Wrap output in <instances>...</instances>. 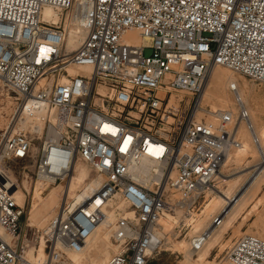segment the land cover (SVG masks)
<instances>
[{
    "label": "built area",
    "instance_id": "obj_1",
    "mask_svg": "<svg viewBox=\"0 0 264 264\" xmlns=\"http://www.w3.org/2000/svg\"><path fill=\"white\" fill-rule=\"evenodd\" d=\"M68 19L82 30L74 50ZM218 66L264 83V0H0V86L17 105L0 129V169L21 189L30 173L68 185L80 160L103 178L81 201L63 202L39 264H72L69 254L86 250L104 222L115 246L105 264H148L164 243L163 216L195 211L243 146L240 126L255 130L239 92L236 111L209 119L205 90ZM147 161L158 169L144 182ZM25 205L0 182V264H31ZM208 238L194 235L191 249ZM224 249L229 264H264L260 236Z\"/></svg>",
    "mask_w": 264,
    "mask_h": 264
},
{
    "label": "bare ground",
    "instance_id": "obj_2",
    "mask_svg": "<svg viewBox=\"0 0 264 264\" xmlns=\"http://www.w3.org/2000/svg\"><path fill=\"white\" fill-rule=\"evenodd\" d=\"M45 15L46 18L56 15L55 17L56 19H58V14L54 13V11L49 8L46 9ZM72 23L73 22H71V19H68L67 27L69 30V39L67 46L70 50L76 49V47L80 44V33L82 32V30L79 29V26H74ZM129 35L133 36L135 39H140L138 33L136 32H130ZM72 72L74 73L75 71ZM227 73L228 75L224 83H218L217 85L213 86L212 94L223 92L224 87L227 86L231 88L233 83L237 81L236 77H234L231 71ZM66 80L67 78H64L61 81L65 82ZM1 95L2 94H0V97ZM238 95L241 96L245 103H248L247 99H245L241 92H239ZM217 96L222 105L229 104L230 98L227 94ZM6 101H8V103L4 104V102ZM0 102V120L2 123L7 124V128L9 125V120L7 119L6 114L10 113V116H12V114L16 112V106L14 105L15 101L12 95L8 94V98H0ZM221 109L227 108H218L213 104L209 116L212 117V121L217 120L216 113ZM242 127H245V125L243 124L240 126V131L242 130ZM245 128L249 131V133H251L255 142L261 139L263 148L262 155L264 157V128L259 130H257L256 127L255 130H250L247 127ZM233 151L227 154L225 162L218 175V178L219 176L223 178V185L226 189H219V187L216 188V186H214V192L217 195L211 196V198L205 201L203 205L204 210L202 213L198 214V217L195 216L189 220L191 221V224H194V228L192 231L193 234L198 233L203 229H206L205 231H209V238L205 246L201 250L194 252L191 249V242H188L184 239L181 241H176L172 238L173 228L175 227V225L179 224V218H181V216L178 217L179 215L176 216V214L173 213H166L160 221L161 229L163 230V233H165L163 237L165 240H167L166 249L164 250L185 254L188 262L187 264H218L216 259H211L213 251L217 246H220L222 250L223 248H225V246L231 244L235 238L248 234L246 231H244V226L249 218L254 215V213H257V218L253 222V224L257 228L264 231V165L259 167L255 174L251 173L250 178L248 177L246 179V183H250L252 180L254 181L251 183L250 187L246 188V192L244 191L243 193L242 185L244 184L241 185L237 178H228V175L226 176L223 174L224 172L222 171V169L224 165L229 164L232 160H234L238 164L244 162L251 150L250 146L247 143L244 144L243 139V146L239 148V151L237 154H235V156L231 154ZM138 169L145 174V176L142 177V180L144 182H148L149 179L147 176H149V174L153 173L158 168L156 164L147 161L143 162ZM92 172L93 170L90 165H88L84 161H78V163L76 164L75 173L72 175V178L70 179L68 185H66V189H63L59 186L53 187L51 190H49V194L47 196H44V192L42 191L43 188L47 186L46 183L42 182L39 179L35 180L32 193V202L29 207V225L37 223L40 227L46 230L47 222L56 212L58 213L59 208L62 206L63 202L66 199L81 201L86 195H90L94 190L98 189L102 185L103 178L99 176L93 178L91 176ZM261 176L263 178L258 180ZM24 181V188L27 189L30 194L31 185L29 184V181ZM0 182L7 188L14 189L16 191V195L20 200H25V190L23 188L21 189L17 187L16 177L11 170L0 169ZM260 194L263 195L260 197ZM260 207H262L263 209L257 212ZM217 211L221 213L223 219L222 223L220 225L210 224V219ZM205 212L206 215L202 217V214ZM115 217L116 213H112L110 215V218H112V220H115ZM109 230L110 229L108 227V222L102 223L94 237L89 240L86 250L81 253L69 254L71 263L105 264L113 254L112 249H115V246L111 240V232ZM228 233L229 236L225 238L226 234ZM45 247V237L42 236L40 245L37 248L32 247L26 251V259L31 264H39L44 262L46 260ZM225 264L229 263L227 262Z\"/></svg>",
    "mask_w": 264,
    "mask_h": 264
},
{
    "label": "rangeland",
    "instance_id": "obj_3",
    "mask_svg": "<svg viewBox=\"0 0 264 264\" xmlns=\"http://www.w3.org/2000/svg\"><path fill=\"white\" fill-rule=\"evenodd\" d=\"M229 71L232 72L234 77H236L237 81L233 83L231 88L227 86V87H224L223 92H217L215 94H212L213 86L217 85L218 83H224L228 75L227 72ZM235 85L238 87L237 91L232 90V87ZM7 92H8L7 90H5L3 87L0 86V94H2L0 98H8ZM238 92H241L243 96L245 97V99H247L248 101L247 105L249 106V108H251V115L253 116L252 119L254 120V123H255L254 125L256 129L257 130L263 129L264 128V83L251 79L250 77H247L241 73L234 72L226 67H220V66L216 67L211 73L208 79V82H207V86L205 90V95H206L205 105L208 106L209 111L211 110L213 104L216 105L218 108H227V109H231L235 111L238 106L236 99H235ZM225 94L229 96L230 102L227 105H222L217 95H225ZM7 103L8 101L4 102V104H7ZM14 105L17 106L16 103ZM6 116H7V119L10 121L11 119L10 113L6 114ZM211 118L212 117H209V119ZM6 125L7 124L2 123L0 120V129L5 130ZM245 127H242V130L240 131V136L242 138V141L244 139V144L247 143L250 146V150H251L250 153L247 155L244 162L238 164L234 160H232L229 164L224 165L222 169V171L224 172L223 174L226 176L228 175V178H231V179L237 178L241 185L244 184L242 185L243 193L244 191L246 192V188L250 187L251 183L254 181L252 180L250 183L248 182L246 183V179L248 177L250 178L251 173L255 174L257 172V169L264 165V157L262 155V151H263L262 141L260 139L259 140L260 142L259 141L255 142L251 133H249V131ZM238 151H239V148L238 150L237 149L234 150L231 154L235 156V154H237ZM91 174L93 178L98 177L94 172H92ZM15 177H17L16 174H15ZM262 178L263 177L261 176L258 180ZM35 179H36L35 175H32V173H30L29 178L27 179V181H29V184L31 185L30 194L27 191V189L24 188L25 181L21 182L20 180L22 187L25 190V198H26L25 213H24V216L21 222L22 229H23L22 235H21V241H23V243L28 245L27 250H29L32 247L37 248L40 245V240L42 236H45L44 228L40 227L37 223H33L32 225H29L30 222L28 221L29 207L32 202V193H33V187L35 184ZM222 179L223 178L219 176V178H217L214 185L210 186V189L207 191V193L203 195L202 197H200V199L197 202L195 211H192L191 213H189L188 211L179 210L178 212H176V216L179 215L178 217L181 216V218H179L180 219L179 224L175 225L172 231V238L174 240L181 241L184 239V240H187L188 242H191L192 237L194 235L206 230V229H203L200 232L193 234L192 231L194 228V224H191V221L189 220L192 217H195V216L198 217V214L202 213L204 210L203 205L205 201L211 198V196L217 195L214 192V189H215L214 186H216V188L219 187V189H226L223 185ZM57 186L63 189H66L65 183L48 185L44 187L42 190L44 192L43 193L44 196H47L49 194V190ZM262 195L263 194H260V197ZM262 209L263 208L260 207L257 210V212L261 211ZM205 215H206V212L202 214V217H204ZM218 215H221V213L217 211L213 215V217L210 219V224H213L215 217ZM256 218H257V213H254V215H252L251 218H249V220L245 223L244 231H246L248 234H254V235L264 238V231L257 228L253 224ZM49 221L47 222V225ZM228 236H229V233L226 234L225 238H227ZM166 243H167V240L164 239V243H163L164 245H162L159 250L154 251V253L151 254L148 264H187L188 263L185 257V254H180L179 252L164 250L166 249ZM112 251H114V249H112ZM211 259H216L218 264L227 263L226 250L224 248L221 250L220 246H217L216 249L213 251V255Z\"/></svg>",
    "mask_w": 264,
    "mask_h": 264
}]
</instances>
